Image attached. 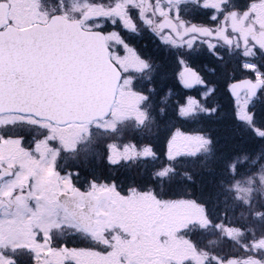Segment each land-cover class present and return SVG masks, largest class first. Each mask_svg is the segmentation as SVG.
I'll use <instances>...</instances> for the list:
<instances>
[{
	"label": "snow or ice",
	"instance_id": "1",
	"mask_svg": "<svg viewBox=\"0 0 264 264\" xmlns=\"http://www.w3.org/2000/svg\"><path fill=\"white\" fill-rule=\"evenodd\" d=\"M147 37L152 52L137 45ZM202 53L224 77L240 147L207 180L184 173L177 191L175 165L212 153L214 142L173 121L222 107L207 103L218 84L200 70ZM157 100L170 108L150 114ZM258 113L264 0H61L51 12L44 0H0V264H264V232L240 241L244 230L217 206L218 185L252 206L251 189L223 177L237 176V152L264 153ZM126 121L153 125L159 150L152 139L124 140ZM94 133L96 159L81 162ZM129 161L161 163L119 170ZM192 226L239 247L201 248L186 235Z\"/></svg>",
	"mask_w": 264,
	"mask_h": 264
},
{
	"label": "trees",
	"instance_id": "2",
	"mask_svg": "<svg viewBox=\"0 0 264 264\" xmlns=\"http://www.w3.org/2000/svg\"><path fill=\"white\" fill-rule=\"evenodd\" d=\"M210 64L206 67L207 74L205 76L209 80H213L218 84V93L215 96L210 97L207 100L209 105L220 104L221 110L215 116L211 117H198L193 120L184 122L175 120L173 121L178 127H182L186 132L196 133L203 131L208 133L214 144L213 151L210 154H203L195 163L192 161H185L183 163H177L175 165L176 171L170 176V179L174 181V185L177 191L181 190L183 184L186 183L184 173L192 174L196 177L198 183L201 179L207 180L212 177V169L219 161L221 164L227 161L223 160V157L227 152L240 147L236 142V136L234 131V124L227 113V96L223 90L224 77L220 74L219 70L217 76H212L208 71L210 68L216 66L215 62L211 58ZM174 70V65H172ZM203 68L200 67V70ZM203 72V71H202ZM204 73V72H203ZM157 83H159L157 81ZM192 94H195L194 90ZM159 95H163L159 92ZM171 102L164 103L162 101H156L151 105H146L150 114H154L155 110L159 106H163L166 109L170 108ZM264 120V113H258V121ZM150 128H154L151 124H146L143 128H136L134 122L126 121L121 125V131L123 133V139L136 140L139 142L141 138L152 139L156 143L157 148H160V139L153 137ZM97 136H94L93 140H96ZM89 149L84 150L81 154L77 155V159L81 162L88 160L90 163L94 162L97 156L98 143H90ZM237 159H243V164L238 165V172L236 177L225 175L223 178L227 184H232L234 180L239 181V188L251 189L252 206H246L242 200L236 199V194L233 191L226 190L222 185H218V211H224L227 215L224 219L227 221L229 218L244 230L243 234L238 238L240 241H248L251 238L252 231L254 230L257 235L264 232V216L256 218L253 215L254 211H264V182L260 180L261 176H264V153L257 156L253 152H237ZM256 163H253V161ZM160 161H154L145 164L142 161L132 162L129 161L126 165H123L121 169H131L134 172L151 171L155 167L160 166ZM219 179V177H218ZM241 197L245 196L243 191L240 192ZM216 234V235H215ZM186 235L190 238L193 235L203 236L200 243L209 244L217 247H226L227 249L237 248L239 245L233 241H225L219 236V232L215 229L209 228L207 231H202L196 226H192L187 230ZM206 236L209 237L206 239ZM197 244V241H194Z\"/></svg>",
	"mask_w": 264,
	"mask_h": 264
},
{
	"label": "flooded vegetation",
	"instance_id": "3",
	"mask_svg": "<svg viewBox=\"0 0 264 264\" xmlns=\"http://www.w3.org/2000/svg\"><path fill=\"white\" fill-rule=\"evenodd\" d=\"M79 2V0H63V3L65 4V6H71L72 3H76ZM44 4L45 7L47 8L48 11H53L55 9H57L58 7H60L61 4V0H44ZM137 45L141 46L143 48L144 45H147L146 49H143L146 52H152L155 50V44L154 42L151 40L150 37L147 38H138L137 40ZM211 59V57L207 54V53H202L199 57V64H203L204 68H206L210 62L209 60ZM207 70V68H206ZM227 249L221 250L220 252H224ZM186 264H191L190 261H187Z\"/></svg>",
	"mask_w": 264,
	"mask_h": 264
},
{
	"label": "rangeland",
	"instance_id": "4",
	"mask_svg": "<svg viewBox=\"0 0 264 264\" xmlns=\"http://www.w3.org/2000/svg\"><path fill=\"white\" fill-rule=\"evenodd\" d=\"M88 139H86L85 141H87ZM216 231V230H215ZM217 232V231H216ZM216 235V234H215ZM219 235H220V238H222V236H221V234L219 233ZM194 237H192L191 239L193 240V241H197V245L199 246V247H201V248H204V249H207V250H209V251H213V252H217V253H220V251L221 250H224L225 249V247H221V248H217V247H215V246H213V245H209V244H202V243H200V240H201V238H203V236H199V235H193ZM209 237H207L206 236V239H208ZM239 247V246H238ZM237 247V248H238Z\"/></svg>",
	"mask_w": 264,
	"mask_h": 264
}]
</instances>
